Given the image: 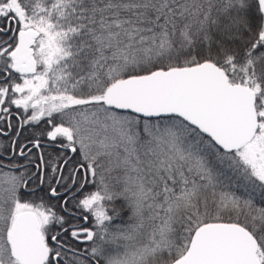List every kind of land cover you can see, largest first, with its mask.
Here are the masks:
<instances>
[{
  "label": "snow or ice",
  "instance_id": "obj_1",
  "mask_svg": "<svg viewBox=\"0 0 264 264\" xmlns=\"http://www.w3.org/2000/svg\"><path fill=\"white\" fill-rule=\"evenodd\" d=\"M14 128L0 264H264V0H0Z\"/></svg>",
  "mask_w": 264,
  "mask_h": 264
},
{
  "label": "flooded vegetation",
  "instance_id": "obj_2",
  "mask_svg": "<svg viewBox=\"0 0 264 264\" xmlns=\"http://www.w3.org/2000/svg\"><path fill=\"white\" fill-rule=\"evenodd\" d=\"M12 119H13V121H15V119H16L15 116H14ZM14 137H15V128L13 129V132L9 133V136H8V137L0 136V140H2V141L4 142V143H2V145H3V146H7V145H9V144H10V141H11V138H14ZM28 139H30V138H27V137H26V138H23V139H20V138H19V140H20L21 143L26 142ZM29 147H31V145H29ZM42 147H43V150L51 148V147H49V146H47V145H42ZM45 151H46V150H45ZM33 152L35 153V155L30 154V156H31V160H32L31 163H30L29 160H28L27 158H25V157H20V156H14V157H11L14 161H19L20 164L24 166L23 169H17L16 171H22V170H25V169H26L29 173H31V172H34V171L36 170V164L38 163L39 156H40V152L37 151V150H35V149H33ZM10 155H11L10 150H9V152L6 154V153L4 152V148H3V147H0V157H2V160H3L4 163H6V162L8 161ZM69 155H70V153H69ZM76 155H77V154H73V155H72L73 158L76 157ZM77 161H78V160H77ZM77 161H75V160L72 159L71 162L67 165V166L70 165V167L68 168V172H67V166H66V168H65V173L67 172V174H69V172H70L72 166H73ZM52 162H54V161H52ZM61 163H62V161H61ZM80 194H81V193H77V196L80 195ZM58 205H59V204H58ZM59 206H60V205H59ZM60 209L63 211V209H62L61 207H60ZM76 214H77V217H79V214H78V213H76ZM81 222H82V220H81ZM50 242H51V241H50ZM83 246H84V245L77 244V247H78L79 249H81V250H83ZM85 247H86V245L84 246V248H85Z\"/></svg>",
  "mask_w": 264,
  "mask_h": 264
},
{
  "label": "trees",
  "instance_id": "obj_3",
  "mask_svg": "<svg viewBox=\"0 0 264 264\" xmlns=\"http://www.w3.org/2000/svg\"><path fill=\"white\" fill-rule=\"evenodd\" d=\"M13 111H15V109L13 110ZM31 138L32 137V132L28 129V128H25L23 131H22V133H21V136H20V139H23V138ZM61 152V150L60 149H57V148H52V149H48V151H43V154H44V156H45V159L46 160H50V161H56V157H57V155L59 154ZM73 160H75V161H77V160H79V158H78V154L76 155V157H74L73 158ZM62 161V159L59 161V162H61ZM70 167V165L69 166H67V172H68V168ZM67 172L65 173L64 172V174L67 176L68 174H67ZM91 190H94V186H92V185H87L86 186V188L83 190L84 192H88V191H91ZM82 194H80V195H78V196H81ZM33 200H34V202H36V203H40V199H39V197H36V198H33ZM45 203H47V201H45ZM256 207L257 208H260V207H264V200H260L259 198H257V200H256ZM52 207H53V209H54V211H56V212H58L59 214H63V215H67L66 213H64L61 209H60V206L57 204V203H55V201H53V203H52ZM69 207H72L73 208V210L75 211V213H80V210L79 209H75L74 208V205H72V204H70L69 205ZM228 219V217H225V220H227ZM241 219H243V217H241ZM117 223H120V221L118 220V221H116ZM89 226H91V225H89ZM85 246V245H84ZM84 246H83V248H84ZM87 247V246H86Z\"/></svg>",
  "mask_w": 264,
  "mask_h": 264
},
{
  "label": "rangeland",
  "instance_id": "obj_4",
  "mask_svg": "<svg viewBox=\"0 0 264 264\" xmlns=\"http://www.w3.org/2000/svg\"><path fill=\"white\" fill-rule=\"evenodd\" d=\"M2 143H4V142H3L2 140H0V145H2ZM50 149H52V147L49 148V150H50ZM45 150L48 151V149H45ZM45 150H44V151H45ZM77 154H78V158H79V150H78ZM17 172H19V171H17ZM35 203H36V202H35Z\"/></svg>",
  "mask_w": 264,
  "mask_h": 264
},
{
  "label": "water",
  "instance_id": "obj_5",
  "mask_svg": "<svg viewBox=\"0 0 264 264\" xmlns=\"http://www.w3.org/2000/svg\"><path fill=\"white\" fill-rule=\"evenodd\" d=\"M73 154L70 153V156H72Z\"/></svg>",
  "mask_w": 264,
  "mask_h": 264
}]
</instances>
